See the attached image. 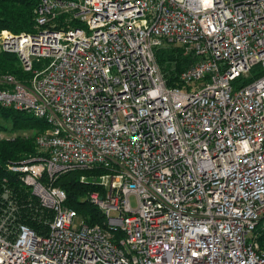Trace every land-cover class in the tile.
<instances>
[{
  "label": "built area",
  "instance_id": "1",
  "mask_svg": "<svg viewBox=\"0 0 264 264\" xmlns=\"http://www.w3.org/2000/svg\"><path fill=\"white\" fill-rule=\"evenodd\" d=\"M35 8L32 32L0 30L28 73L0 76V107L48 126L6 164L29 195L0 185V264H264V0ZM167 43L194 59L182 87L156 61ZM92 169L103 224L75 225L55 181Z\"/></svg>",
  "mask_w": 264,
  "mask_h": 264
},
{
  "label": "trees",
  "instance_id": "2",
  "mask_svg": "<svg viewBox=\"0 0 264 264\" xmlns=\"http://www.w3.org/2000/svg\"><path fill=\"white\" fill-rule=\"evenodd\" d=\"M38 1L0 0V30L8 29L14 33L32 32L34 30L35 6H37ZM181 51L182 49L179 46L172 47L167 44H162L155 49L156 61L165 74L164 77L168 86L182 87L177 76L194 60L191 55H185ZM167 71H170L171 75H167ZM5 74H12L20 80L28 77V73L18 66L14 54L0 50V76ZM249 81L250 78H246L244 83ZM0 115L10 119L13 130H32L36 127L39 132L46 130L48 127L45 120L37 119V117L24 111L12 108L0 107ZM34 144V136L31 135L23 136L19 134L9 139L0 140V185L5 179L4 182L11 188L19 204L27 201L29 191L13 173L6 169V164L11 160H18L36 154L37 150ZM102 173L103 171L100 169L72 171L59 176L55 181L65 190L67 206L75 209L80 216L79 218H83L88 224H103L104 216L88 199L89 193L103 189L96 180L97 176ZM81 175L87 177H81ZM21 214L24 221L32 226L35 225L33 221L27 218L29 215L27 208L23 209Z\"/></svg>",
  "mask_w": 264,
  "mask_h": 264
},
{
  "label": "rangeland",
  "instance_id": "3",
  "mask_svg": "<svg viewBox=\"0 0 264 264\" xmlns=\"http://www.w3.org/2000/svg\"><path fill=\"white\" fill-rule=\"evenodd\" d=\"M168 46H172V47H175L177 45H174V44H168ZM167 75H171L170 71H167L166 72ZM250 74V73H249ZM251 76V74H250ZM247 77H242L241 79L237 80L236 82V85L237 84H241V83H244L245 79ZM198 83H196V86H197ZM23 135V136H28V135H31L32 137L36 136V134H38V128H34L32 130H29V129H26V130H13L12 129V126H11V123H10V119L9 118H6L4 116H1L0 115V140H4V139H9L13 136H16V135ZM78 171H81V170H78ZM85 174V173H84ZM81 177H87L86 175H81ZM130 201L133 206H135V198L133 196L130 197ZM95 206V205H93ZM79 215H77V217H75L74 219V222H75V225L78 224V221H79Z\"/></svg>",
  "mask_w": 264,
  "mask_h": 264
}]
</instances>
